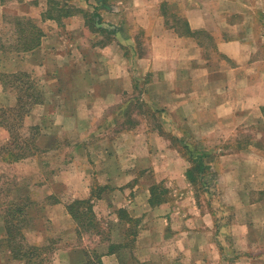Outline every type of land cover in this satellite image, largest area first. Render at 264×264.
<instances>
[{"label": "crops", "instance_id": "crops-1", "mask_svg": "<svg viewBox=\"0 0 264 264\" xmlns=\"http://www.w3.org/2000/svg\"><path fill=\"white\" fill-rule=\"evenodd\" d=\"M11 15L14 58L38 77L22 126L36 149L56 108L49 135L66 148L23 144L11 162L32 181L0 199V263L30 264L8 241L16 225L23 252L52 246V264H264V132L245 130L264 126V0H0V29Z\"/></svg>", "mask_w": 264, "mask_h": 264}, {"label": "rangeland", "instance_id": "rangeland-1", "mask_svg": "<svg viewBox=\"0 0 264 264\" xmlns=\"http://www.w3.org/2000/svg\"><path fill=\"white\" fill-rule=\"evenodd\" d=\"M16 17L17 16L15 15L13 16L11 15V17L8 19L9 24L7 25V29H0V82L3 85V89L9 88L12 90V91L9 90L10 95L8 96H10V98L9 99L7 98L6 100L2 98L4 94L2 92L0 93V128L1 127L5 128L6 132H8L10 136L9 141H7L6 143H2V142L0 143V198H4V199L5 198L10 199L12 198V196L14 197V195L17 194V191L23 190V182H28L27 185H29L32 181L31 176H28V178H23V172H26L23 169V165L22 166H16V165L12 166L13 164L7 162L6 159H3V156L6 155L8 151H11L16 155L23 154V144L25 146V149H24L25 152H31V151L33 152L35 150L36 152L37 151L40 152L42 149L48 146L59 148V149L61 148L64 149L65 146L63 147L61 145L66 142V141L61 142L59 141V139H56V141L54 142L51 135H49V133H52L50 131L51 126L55 128L57 132L59 131L61 132V129H59L57 125H55L54 123L53 124L51 123L52 120L54 121L53 115L58 111L56 108H51L49 110V113L44 115V118H46L44 119V122H45L44 125H45V132H46L47 137L45 138L44 141H41V139L38 141V143L40 144L39 147L37 143H35L36 149H34V145L33 143H31L32 137L35 134L34 129L30 130L28 128L29 126H26L28 129L22 126L23 115L25 114L32 115L35 109L34 108L30 110L29 106L32 105L34 102H36L37 97H38L35 90L31 88V87H35L38 77L34 76L33 74L31 76L33 78L36 77L35 79H31V77L28 78V77L23 76V59L22 61H19L17 59L15 60L14 58V51L20 50L23 46L21 41H19L21 37L23 38V21L22 23H19L17 21L19 19H17ZM15 35L16 36L18 35L16 41H14ZM19 67H20V70H19ZM39 82H41L40 79H39ZM6 95L7 94L5 93L4 96ZM40 95L41 94L39 93V97ZM15 96H18L19 98H21L20 99L21 102L19 103V106H21V108L17 106H15V108L12 107L14 100L16 98ZM44 98L47 100L49 104L54 103L53 99L55 98V96L52 93H44ZM9 100L13 101L11 103L12 105L8 103ZM7 103H8V106L6 107L5 104ZM23 105L25 106L24 110H23ZM36 111L38 110L36 109ZM41 120L43 121L42 118ZM249 126L250 127L246 128L245 130H246L247 136L252 137L251 139L253 138L256 139L257 137L260 138L261 135L264 136V134L259 135L260 133L264 132V126L262 127L263 129H261L260 126H254V125H249ZM251 144L253 145V142H251ZM262 145L264 146V141L262 142ZM49 154H51V152H49L48 155ZM40 155H42V151ZM47 156L43 157V162L45 163L46 167H52L54 163H51V159H48ZM256 159L264 163L263 159H259V158H256ZM259 172H261L260 166H256L255 168H253L251 172L252 177L253 176L255 177V174L258 173V178H259V175H260ZM45 175L46 174H44L43 177H45ZM46 176H48L49 178V175H46ZM258 197L259 195L257 196V198ZM261 199L262 200L264 199V195H262ZM26 202H27V205H26L27 208L31 209L35 207V212H38V213L41 212L39 210L41 207L40 203L35 202L36 206H33L31 205V201L30 202L26 201ZM263 203H264V200H263ZM20 205L23 206V199ZM252 214L253 216H264V213L261 210L259 211L253 210ZM44 221L45 223H41L40 227L43 231L49 233L52 230L51 225L48 224L47 220H44ZM17 234H19V231L16 232V235ZM21 234L23 235V233ZM15 244L16 245L20 244L22 246L21 252H23V237H20L19 235H17ZM45 247L48 248V250L52 248V246H47L46 244H45ZM48 250L45 255L46 260L44 264H52L53 262V261L51 262V252ZM3 260L4 258L0 252V261H3Z\"/></svg>", "mask_w": 264, "mask_h": 264}, {"label": "trees", "instance_id": "trees-1", "mask_svg": "<svg viewBox=\"0 0 264 264\" xmlns=\"http://www.w3.org/2000/svg\"><path fill=\"white\" fill-rule=\"evenodd\" d=\"M27 48H29V46H27ZM21 49L23 50V46ZM16 80H18V79H16ZM20 99L21 98H19V102H20ZM34 131H35V133L38 132L37 130H34ZM8 152L9 153H6V155L3 156V159H6L7 162H9V163L18 161L19 159L23 158V154H17L16 155L13 152H10V151H8ZM0 199L3 200V198H0ZM22 209H23V206L18 204V205L12 206L9 211L16 215V214H20ZM69 211L73 215V218H75L78 221L79 225H82L81 223L85 222V220H89V219H91V217L93 218V216H90V215H92V213H91V206L89 204L83 205V204H80L78 202V204H75L73 206H69ZM86 215H89V216H86ZM18 217H19V220L17 221V223L23 225V218L21 216H18ZM13 219H14V216H12V220ZM18 231H19V233H21L20 228H18L16 225L13 226V229H7V231H6V234L9 236L8 241H9V243L11 242V247H12L13 253L15 255V259L23 260L24 258H26L27 260H29L30 264H35L37 262V260L40 259V256H42L43 262H45L46 253H45V251H43L44 249L42 250V252L37 253V250L39 248L36 249L35 247H30L26 251L21 252L22 246L20 244L19 245L15 244L17 235H19V234L16 235V232H18ZM14 244H15V246H14Z\"/></svg>", "mask_w": 264, "mask_h": 264}]
</instances>
